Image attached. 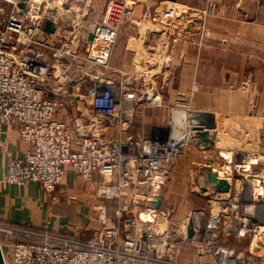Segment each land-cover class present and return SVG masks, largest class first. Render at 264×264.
Wrapping results in <instances>:
<instances>
[{
	"label": "built area",
	"instance_id": "obj_1",
	"mask_svg": "<svg viewBox=\"0 0 264 264\" xmlns=\"http://www.w3.org/2000/svg\"><path fill=\"white\" fill-rule=\"evenodd\" d=\"M133 5L106 0L102 17L92 19V0H0V136L13 125L29 145L9 160L7 184H40L56 206L68 168L103 201L156 176L164 179L170 162L182 157L184 147L171 144L166 134L106 135L131 124L126 117L132 110L124 107L133 102L130 83L105 72ZM215 11L213 5L199 10L179 5L160 17L179 37L188 29L184 18L197 13L198 30L209 35L203 20ZM79 101L88 102V112ZM222 159V176L216 174L231 190L204 193L206 207L184 222H172L169 211L150 203L123 225L108 219L100 204L91 218L99 226L88 238H80V226L65 236L31 235L33 241L11 243L9 264H179L181 252H193L198 264H264V168L252 169L264 164V156L224 153ZM18 234L0 226L7 244Z\"/></svg>",
	"mask_w": 264,
	"mask_h": 264
},
{
	"label": "crops",
	"instance_id": "obj_2",
	"mask_svg": "<svg viewBox=\"0 0 264 264\" xmlns=\"http://www.w3.org/2000/svg\"><path fill=\"white\" fill-rule=\"evenodd\" d=\"M129 1L134 4L133 16L113 46L107 76L130 83L128 95L133 98L132 105L135 103L141 114L148 112L147 116H141L143 127L137 131L147 138L166 134L161 122L154 120L152 109L160 104L153 101L160 98L165 104H172L171 123L176 116L180 117L190 133L191 143H187L183 153L191 166L190 177L196 183L203 168L208 166L212 170L209 156L219 167L224 153H238L241 158L250 153L264 156V0ZM105 5L106 0H92L93 14L101 16ZM179 5L198 10L215 6V14L203 20L209 35L198 30L197 13L184 18L187 32L179 37L172 35L160 15ZM78 103L88 112L85 102ZM132 105L124 107L128 110ZM205 115L212 116L216 126L210 131L214 134V143L208 150L201 148L191 131L192 125L204 122ZM126 124V131L110 129L106 135L124 139L130 133L136 134ZM28 147L19 138L15 126L4 128L0 136V226L22 232L14 236L18 239L15 243L33 241L31 235H70L72 226L84 228L86 221L80 214L79 204L75 203L79 199L75 192H82V197L90 192L84 184L78 188L80 177L71 169H66L60 188V192L76 196V201L69 204L53 206L40 184L5 182L9 160L21 157ZM263 168L260 162L252 169L256 173ZM159 198L158 208H164V201ZM171 221L179 223L172 218ZM83 233L79 235L81 239L90 236ZM178 261L198 264L200 258L193 252H181L177 254Z\"/></svg>",
	"mask_w": 264,
	"mask_h": 264
},
{
	"label": "rangeland",
	"instance_id": "obj_3",
	"mask_svg": "<svg viewBox=\"0 0 264 264\" xmlns=\"http://www.w3.org/2000/svg\"><path fill=\"white\" fill-rule=\"evenodd\" d=\"M96 16V14L92 15V19H99L102 17ZM104 72V70H102ZM105 76H107V73L105 72ZM121 78V77H120ZM123 79V78H121ZM154 99V98H152ZM137 98L134 99V102H136ZM154 104H160L158 107H156L154 112V120L156 122H161V125L164 126L163 128H166V126H169L172 121L171 113L173 111V105L172 104H165L164 101L159 98V101H153ZM182 105V104H181ZM85 107L88 108L89 104L88 102L85 103ZM137 105L133 103L131 112L127 113V119L131 122L128 130L131 132L134 131L136 134L139 133V129H142L143 126H141V123L143 119V114L147 116L148 112H142L136 110ZM163 110V111H161ZM155 122V123H156ZM153 123V124H155ZM152 124V125H153ZM150 125H147V129H149ZM136 129V130H135ZM132 134V133H130ZM133 135H135L133 133ZM127 136V135H126ZM156 138V137H155ZM186 146V145H185ZM183 148V151L185 147ZM186 153V151H185ZM211 157V156H209ZM208 157V158H209ZM191 166H189V162L186 160V157L184 156V153L181 158L173 160L169 164V174L164 178V183H161V191L160 195L162 200L164 201V208L170 212V219L172 218L174 221H181L187 215L196 210V209H204L206 207L208 197L204 195V193L199 189L197 183L195 180H193V177H190L189 169ZM78 188L82 184L85 185L87 188L85 182L83 180H79ZM138 188L133 191V189H126L125 194L122 195L119 198H113V199H106V200H98L93 196L91 191L89 190L88 198L87 196L82 197V192H75L79 199L76 201L74 197L75 195H72L70 193H63V199L60 202L62 203H77L79 204V210L80 214L84 216V220L86 221L84 226V236H88L91 233V229L98 228L99 224L91 221V218L95 216V213H97V207L101 204L104 206L107 218H115L114 221H119L121 223L126 222L128 218L136 216L141 208H143L145 205H150V201L146 200V197L150 194L151 188L149 186V183L145 184H138ZM62 187V186H61ZM60 187V188H61ZM58 204V205H60ZM54 206V205H53ZM73 225L72 223H69ZM66 229V228H65ZM68 230V229H66ZM67 232V231H66ZM70 232V228H69ZM14 237V236H13ZM11 238L10 242L7 244L5 239L1 236V243L3 245V255L7 262V264L10 263L9 261V253H10V245L11 243H15V239L17 237ZM18 240V239H17ZM179 264H191L188 262L182 263L178 261Z\"/></svg>",
	"mask_w": 264,
	"mask_h": 264
},
{
	"label": "water",
	"instance_id": "obj_4",
	"mask_svg": "<svg viewBox=\"0 0 264 264\" xmlns=\"http://www.w3.org/2000/svg\"><path fill=\"white\" fill-rule=\"evenodd\" d=\"M21 7L23 8L24 5L22 4ZM45 30L49 33H52L54 31V27L51 26L49 22H46L45 24ZM203 123L201 125L191 126V131H193L194 138L198 140V142L201 145V148L204 150H208L213 146L214 143V134H211L210 131H213L215 129V122L212 116L205 115L203 116ZM169 127L166 126V130ZM197 183L199 186V189L203 193L207 194H217V193H227L231 190L230 183L224 179L217 176L216 172L211 170L208 166L203 168V171L198 174L197 177ZM153 203L156 204L158 207L161 204L160 198H151L150 199ZM191 233V231H190ZM0 264H6L5 258L3 255L2 246L0 243Z\"/></svg>",
	"mask_w": 264,
	"mask_h": 264
},
{
	"label": "bare ground",
	"instance_id": "obj_5",
	"mask_svg": "<svg viewBox=\"0 0 264 264\" xmlns=\"http://www.w3.org/2000/svg\"><path fill=\"white\" fill-rule=\"evenodd\" d=\"M181 118L176 116L175 120L173 121V123L169 124V128L166 130L164 128V130L166 131V136H169V138L171 139V144L173 145H176V146H185L187 145V143H191L190 139V133H189V130L187 129L186 126V123L184 124V127H183V124L181 123ZM172 124L174 125V127H172ZM179 127H183L181 130H178L177 131V128ZM211 161L212 163V170L215 171V172H218L220 176L221 175V172H220V169H219V166L217 165V162L216 161H213L212 157H209V162ZM248 167V166H247ZM163 181V183L165 182L163 178L159 177V176H156L153 180L150 181V188H153L152 191L150 192L151 196L153 197H156V198H159L161 197L160 195V191H161V185H160V182ZM6 262V261H5ZM7 264V263H6Z\"/></svg>",
	"mask_w": 264,
	"mask_h": 264
}]
</instances>
